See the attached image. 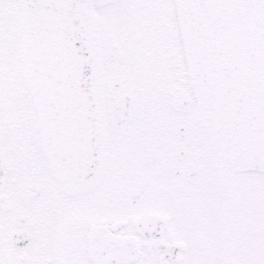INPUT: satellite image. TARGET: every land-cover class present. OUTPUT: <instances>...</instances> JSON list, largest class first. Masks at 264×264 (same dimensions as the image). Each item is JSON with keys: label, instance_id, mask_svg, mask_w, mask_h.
Returning a JSON list of instances; mask_svg holds the SVG:
<instances>
[{"label": "snow or ice", "instance_id": "snow-or-ice-1", "mask_svg": "<svg viewBox=\"0 0 264 264\" xmlns=\"http://www.w3.org/2000/svg\"><path fill=\"white\" fill-rule=\"evenodd\" d=\"M0 264H264V0H0Z\"/></svg>", "mask_w": 264, "mask_h": 264}]
</instances>
